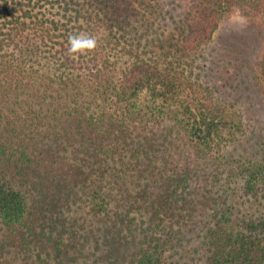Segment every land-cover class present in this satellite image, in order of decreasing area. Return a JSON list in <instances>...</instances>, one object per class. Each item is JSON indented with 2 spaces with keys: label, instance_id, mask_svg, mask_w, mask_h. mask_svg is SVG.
Here are the masks:
<instances>
[{
  "label": "trees",
  "instance_id": "16d2710c",
  "mask_svg": "<svg viewBox=\"0 0 264 264\" xmlns=\"http://www.w3.org/2000/svg\"><path fill=\"white\" fill-rule=\"evenodd\" d=\"M185 1L172 27L165 0L51 2L97 38L83 61L40 0H0V264H264V0ZM236 13L247 112L188 64Z\"/></svg>",
  "mask_w": 264,
  "mask_h": 264
},
{
  "label": "rangeland",
  "instance_id": "374dc122",
  "mask_svg": "<svg viewBox=\"0 0 264 264\" xmlns=\"http://www.w3.org/2000/svg\"><path fill=\"white\" fill-rule=\"evenodd\" d=\"M40 9H35L34 12L39 15L42 19H44L45 24H49L52 20L58 21V28L60 31L56 30V33L53 34L55 37L58 35V37L61 34H64L66 36L71 35L74 33L75 28L78 27V23L75 21H72L70 16L65 17L64 19L60 20L61 14L63 12L57 8L56 6L53 8L51 5V2H55L56 0H40ZM183 4L186 5L185 0H165L164 7L166 11L169 14L164 16L165 21L163 24L169 25V27H172L173 23L176 21H180L183 12L184 7ZM69 15V14H68ZM70 20H69V19ZM5 20L4 15L0 14V23H2ZM255 24L250 20V18L244 14H233L228 19L223 21L217 31L215 32L212 40L202 47L199 54H197L194 57L193 63H189V68L192 73V81H195L199 85H202L204 87H213L216 85H219L221 90L217 89L215 90V96L220 99H226L233 97L234 99H237V97L243 96L244 98L237 103V109L239 111L243 112L246 111L247 103L245 102L246 98L248 96H252L249 90L245 89V86L248 87V84L250 83V76L252 75V72L247 69L243 72H241L239 75L236 76V78L228 79L229 71L233 69L232 67H235L236 70L241 66V64H248L252 66L253 63L250 64L248 61L250 59H255L259 56L258 49L255 50L254 47L251 45V43H257L255 41L256 37V29H254ZM33 35V34H32ZM33 40L35 38H32ZM61 38H57L54 41H59ZM254 39V41H253ZM242 41L244 43H242ZM40 41H37L39 43ZM36 43V42H33ZM249 43V44H247ZM52 46V43H47V48L44 49L41 48V51H46L48 48ZM53 51L58 50V46H52ZM74 57L78 58H84L83 61L87 59V56L85 54H73ZM43 54L39 55L41 59H43ZM48 56V54H47ZM252 58H251V57ZM123 62V61H122ZM57 67L58 65H54ZM248 67V66H247ZM256 67L253 69L255 70ZM33 70H37L36 67L33 68ZM42 71V70H41ZM15 74V73H14ZM1 79V78H0ZM241 88V89H240ZM244 89V91L242 90ZM255 101H257V114L253 117L251 121V125L254 127L260 129L264 127V122L262 119V116L264 114V111H261L263 100H261L260 97L254 96ZM12 99V98H11ZM7 99V100H11ZM142 102V101H141ZM35 109L37 107L35 106ZM251 111H255V109H252ZM3 115H5L3 113ZM12 117V116H11ZM229 148L226 147L224 150L225 153L229 152ZM239 158L238 156L235 158L234 161H237ZM237 165V164H236ZM233 165V166H236ZM242 182H238L236 185V195L238 196L237 200V209H245L244 206L246 204L244 203V199L241 198V194H239V189ZM241 193V192H240ZM231 199H235V194L231 196ZM244 211L240 212V215H244ZM84 216V215H82ZM66 217L68 220L73 219L74 217H81L80 214L75 213H67ZM100 243V242H99ZM194 244V243H193ZM192 244V245H193ZM99 245V244H98ZM93 246V244H92ZM102 251H105L104 248H102ZM105 254H100L99 251L96 252V255H94V258L97 256H101L102 259ZM94 258H87L82 259L77 262V264H91ZM96 264H107L104 260L97 262Z\"/></svg>",
  "mask_w": 264,
  "mask_h": 264
},
{
  "label": "clouds",
  "instance_id": "9594fccd",
  "mask_svg": "<svg viewBox=\"0 0 264 264\" xmlns=\"http://www.w3.org/2000/svg\"><path fill=\"white\" fill-rule=\"evenodd\" d=\"M97 38L87 32H78L68 37V49L72 54H86L96 49Z\"/></svg>",
  "mask_w": 264,
  "mask_h": 264
}]
</instances>
